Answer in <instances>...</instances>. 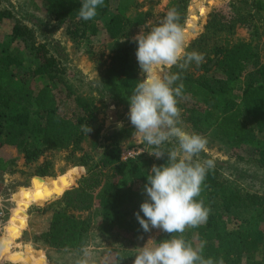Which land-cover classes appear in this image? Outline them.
I'll return each instance as SVG.
<instances>
[{
    "label": "trees",
    "instance_id": "16d2710c",
    "mask_svg": "<svg viewBox=\"0 0 264 264\" xmlns=\"http://www.w3.org/2000/svg\"><path fill=\"white\" fill-rule=\"evenodd\" d=\"M37 1L53 20L64 24V33L72 42L79 44L95 35L98 23L107 15L103 30L109 39L124 44L104 61L93 58L99 69L95 95L75 93V87L64 80V65L44 44L34 41L31 29L0 6V25L10 23L8 40L15 43L13 48L0 46V152L15 149L25 165L34 164L31 176L38 178L54 176L53 158L59 152H64L62 160L67 167L84 170L74 181V194L62 208L52 211L46 229L33 235L31 242L55 251L77 252L85 247L93 230V211L106 234L99 235L104 242L137 247L148 234L134 216L146 199L143 185L151 167L165 165L167 156L157 159L138 154L120 159L121 143L131 133L118 129L107 137L109 142L99 153L97 164L91 156L94 144L90 140L100 129L97 116L105 108L104 99L118 109L129 107L127 98L140 79L137 44L132 37L137 30L149 32L173 8L183 26L188 0H172L166 12L159 14L152 13L150 6L138 10L136 0H104L89 21L77 18L81 0ZM238 2L237 6L231 4L230 21L218 26L207 39L198 37L185 47L202 53L204 62L199 66L193 63L182 73L184 95L178 107L183 124L193 133H212L238 150L237 160L251 159L264 170V45L259 41L264 36V0ZM236 29L244 30L247 39L237 37ZM18 48L22 49L12 52ZM26 53L35 67L21 71V54ZM170 71L179 70L173 67ZM39 78L53 85L36 87L33 83ZM69 101V114H60V107ZM83 124L92 132L83 133ZM171 147V143L165 145L166 150ZM13 164L12 159L0 157V173ZM197 199L204 201L210 213L206 223L186 228V241L194 247L206 241L202 253L206 259L218 261L222 257L224 264H264V195L239 188L214 167ZM177 235L161 231L154 239L159 242Z\"/></svg>",
    "mask_w": 264,
    "mask_h": 264
},
{
    "label": "rangeland",
    "instance_id": "374dc122",
    "mask_svg": "<svg viewBox=\"0 0 264 264\" xmlns=\"http://www.w3.org/2000/svg\"><path fill=\"white\" fill-rule=\"evenodd\" d=\"M139 3L140 11H145L151 7L152 13L159 14L165 13L167 6L172 0H136ZM203 6H206L208 19L197 15L195 7L191 6L192 0L187 1L185 9V20L187 21L190 13L196 14V19L201 27L192 37L185 40V47L198 37L207 39L210 34L220 25L230 21L232 15L230 12L231 4L234 6L239 5V0H196ZM210 1V5L207 2ZM114 3L111 1L110 6ZM0 6L10 11L14 17L19 20L23 25L32 30L34 34V41L36 43H42L50 51V53L62 63L65 67L64 80L75 87V93L86 94L94 96V88L97 87L98 67L93 60L95 56L99 57L100 61H104L106 56L116 47L124 44V41L109 39L105 31L103 30L104 24L107 21V15L105 19L98 23L97 33L93 36H89L86 40L78 43L69 40L64 33V24H59L53 18L48 15L42 6L37 1L29 0H0ZM241 11V8H240ZM204 18V19H203ZM209 24V32L205 35H201L202 26L206 23ZM185 27L183 26V29ZM10 31V23L3 22L0 25V46L5 47L8 44V48H13L15 43H9L8 35ZM140 32L137 30L136 35ZM236 36L247 39V33L242 29H236ZM260 44L264 45V36L260 37ZM21 47V46H20ZM14 49L12 52L17 53ZM93 54L94 56H91ZM28 53L23 56V63L21 71H27L34 69V64L31 63ZM261 57H264V48L261 50ZM61 64V65H62ZM23 69V70H22ZM36 87L44 84L53 85L46 79H36L33 83ZM105 108L99 111L97 116L100 129L96 137L90 141L94 144L91 152V156L94 157L104 149L109 142L107 139L112 132L117 131L121 123H126L127 119L125 112L126 109L115 108L108 101H105ZM70 101L66 106L60 107V114H69L68 107ZM125 113V114H124ZM185 130L192 132L190 128L183 124ZM127 131L131 135L122 141L120 150V159L126 157L127 151L133 149L138 154L149 155L151 150L148 146L141 144L136 138H133L134 128L130 126ZM193 133V132H192ZM207 139V151L202 152L197 159L203 161L211 159L214 161L215 168L218 170L220 176L239 188L255 192L260 195H264V170L256 166L253 160L248 161L237 160L238 150L232 149L226 146L224 143L217 140L212 133H206L201 135ZM137 154V155H138ZM64 152L54 154V176L43 177L55 179L61 175L66 174L70 169L63 162L62 156ZM150 156V155H149ZM0 157L3 159H12L14 161L13 166L6 169L5 172L0 173V237L5 234L4 227L11 214V210L14 207L12 196L17 193L19 188H25L30 185L33 178L31 176L34 164L25 165L23 163L22 156L19 152L12 148H5L0 152ZM245 159V158H244ZM41 159L37 161L39 163ZM79 176V175H78ZM77 176V178H78ZM76 178V179H77ZM75 179V180H76ZM74 180V181H75ZM74 184V182H73ZM92 211V210H91ZM87 213V212H85ZM85 213L83 215H85ZM52 211L38 209L31 213L26 225L20 230L19 236L15 239L10 248V252H22L25 247H28L33 252L42 255L45 258L46 264H133L134 255L138 247H143L150 238H153L161 232L159 229H152L151 232L146 234L140 244L136 246L118 245L115 243L104 242L101 237H105L106 234L102 233V227L99 219L95 216V212H91L92 227L93 230L89 232L87 236V242L85 247L77 252H62L55 251L53 249L32 243V236L43 232L48 224ZM150 243V242H149ZM97 244V245H95ZM0 264H14L5 258L0 259Z\"/></svg>",
    "mask_w": 264,
    "mask_h": 264
},
{
    "label": "clouds",
    "instance_id": "9594fccd",
    "mask_svg": "<svg viewBox=\"0 0 264 264\" xmlns=\"http://www.w3.org/2000/svg\"><path fill=\"white\" fill-rule=\"evenodd\" d=\"M103 4L104 0H81L77 18L92 20ZM179 21V13L170 9L149 32L132 37L137 44L140 79L127 98V119L134 128L133 138L151 149L149 155L157 159L167 156L165 165L154 164L148 172L143 185L146 199L134 216L145 233L159 229L169 236L179 234L159 242L150 238L136 248L133 264H224L222 257L218 261L204 258L206 241L194 247L183 237L186 228H197L207 221L210 209L197 198L215 164L211 159H197L207 151V139L182 126L178 107L184 95L182 73L193 63L201 65L204 55L186 50L185 31ZM173 67L179 71L171 72ZM81 131L87 135L92 128L83 124ZM170 143L173 147L166 150L165 145Z\"/></svg>",
    "mask_w": 264,
    "mask_h": 264
},
{
    "label": "bare ground",
    "instance_id": "6f19581e",
    "mask_svg": "<svg viewBox=\"0 0 264 264\" xmlns=\"http://www.w3.org/2000/svg\"><path fill=\"white\" fill-rule=\"evenodd\" d=\"M193 7L197 10V15L204 16L207 8L196 0H192ZM210 5V1L207 2ZM196 14L190 13L186 21L185 40L192 37L201 27L196 19ZM204 19V18H203ZM201 35L205 36L209 32V24L202 26ZM126 113V114H125ZM127 119V111L125 112ZM131 126L127 119L119 130L122 132ZM95 163L100 161L99 155L93 157ZM98 164V163H97ZM84 173L82 167L72 168L66 174L55 179L50 178H33L29 186L19 188L17 193L12 196L14 207L4 227L5 234L0 237V259H6L14 264H46L45 258L25 247L22 252H10L12 242L19 236L20 230L26 225L31 213L38 209L55 211L62 208L68 201L69 196L74 194V180L79 174Z\"/></svg>",
    "mask_w": 264,
    "mask_h": 264
},
{
    "label": "built area",
    "instance_id": "2783aa9c",
    "mask_svg": "<svg viewBox=\"0 0 264 264\" xmlns=\"http://www.w3.org/2000/svg\"><path fill=\"white\" fill-rule=\"evenodd\" d=\"M139 152H135L133 149H130L129 151H127V153H126V157H124V158H121V159H125V158H129V157H133V156H135V155H137Z\"/></svg>",
    "mask_w": 264,
    "mask_h": 264
},
{
    "label": "water",
    "instance_id": "95a60500",
    "mask_svg": "<svg viewBox=\"0 0 264 264\" xmlns=\"http://www.w3.org/2000/svg\"><path fill=\"white\" fill-rule=\"evenodd\" d=\"M183 26H184V27L186 26V22L183 24Z\"/></svg>",
    "mask_w": 264,
    "mask_h": 264
}]
</instances>
